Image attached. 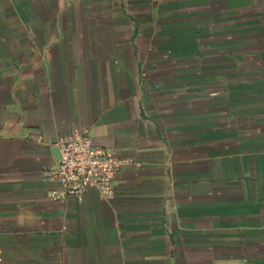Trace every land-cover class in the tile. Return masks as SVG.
Returning a JSON list of instances; mask_svg holds the SVG:
<instances>
[{"label": "crops", "instance_id": "0c3cea01", "mask_svg": "<svg viewBox=\"0 0 264 264\" xmlns=\"http://www.w3.org/2000/svg\"><path fill=\"white\" fill-rule=\"evenodd\" d=\"M154 1L0 0V264H264L261 64L200 70L214 0ZM84 128L129 159L110 200L42 178Z\"/></svg>", "mask_w": 264, "mask_h": 264}, {"label": "rangeland", "instance_id": "374dc122", "mask_svg": "<svg viewBox=\"0 0 264 264\" xmlns=\"http://www.w3.org/2000/svg\"><path fill=\"white\" fill-rule=\"evenodd\" d=\"M151 2L154 4L155 1L151 0ZM218 2L217 0L213 1L214 7ZM221 3L222 1H220ZM198 7L200 11L203 10L202 13L199 12L198 23L200 70L208 68L206 61L207 48L208 53L209 51L219 53L223 50L224 45H229L231 56L242 62V66L239 68L245 70L249 75L261 64L262 69L260 71L264 76V0H230V10L226 13L229 15L225 17V20L219 22L214 19L219 12L210 2H208V8L215 10L211 14L207 11V3H199ZM167 8L170 9L165 15L167 20L179 15L177 12L179 8L174 3H168ZM208 14L210 16L207 20ZM261 31L263 35H261ZM190 33L191 31L188 32L187 30H175L172 37L173 39H179L177 42L185 41ZM177 42H174L175 44L170 47L177 49L179 46ZM231 68H233V65ZM253 77L254 74L248 77L247 84H250V86L254 85V81L250 79ZM262 87L264 95V79L262 80ZM250 88H254V86Z\"/></svg>", "mask_w": 264, "mask_h": 264}, {"label": "built area", "instance_id": "2783aa9c", "mask_svg": "<svg viewBox=\"0 0 264 264\" xmlns=\"http://www.w3.org/2000/svg\"><path fill=\"white\" fill-rule=\"evenodd\" d=\"M58 157L44 166L42 178L56 185L55 197L74 196L81 199L90 190L102 198L112 199L115 178L129 161L112 150L95 145L84 128L56 141Z\"/></svg>", "mask_w": 264, "mask_h": 264}]
</instances>
